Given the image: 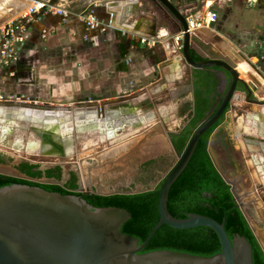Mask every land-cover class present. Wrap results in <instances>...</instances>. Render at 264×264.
<instances>
[{
    "label": "crops",
    "instance_id": "obj_1",
    "mask_svg": "<svg viewBox=\"0 0 264 264\" xmlns=\"http://www.w3.org/2000/svg\"><path fill=\"white\" fill-rule=\"evenodd\" d=\"M36 1L44 0H0V29L10 22L25 20ZM171 1L182 14L195 19L209 16L210 11L202 0ZM246 1L253 6L251 0H234V11L224 13L228 1L217 0L213 12L218 20L193 32L191 55L197 62L224 59L235 64L240 78L248 84L249 97L257 102H247L249 93L242 88L235 94L236 108L229 111L230 118L225 123L231 119L229 131L237 141L236 152L253 172L254 180L264 188V126L258 121L264 120V31L263 27L258 28L262 22L264 26V0H260L257 8L253 6L254 12L248 13L243 8ZM115 2L60 0L55 5L63 7L67 16L35 15L25 49L29 56L25 58L27 65H31L27 77L39 85L51 83L49 94L54 97L66 91L62 88L65 83L78 85L75 92L80 94L86 85L94 95H105L101 100L106 101L119 99H108L114 98L108 97L109 86L126 93L143 89L132 95L133 104L143 105V111L149 110L158 117H172L170 123L165 120L169 128L173 120L174 124L183 122L179 114L184 115L181 113L184 105L180 102L190 105L192 110L187 117L192 116L197 89L204 79L201 74L205 71L196 70L184 60L180 45L150 0H120L113 5ZM85 12H93L98 18L97 29L86 27L81 17ZM198 14L200 17H195ZM141 40L151 45H142ZM246 107L251 110H245ZM258 115L262 118H257Z\"/></svg>",
    "mask_w": 264,
    "mask_h": 264
},
{
    "label": "water",
    "instance_id": "obj_2",
    "mask_svg": "<svg viewBox=\"0 0 264 264\" xmlns=\"http://www.w3.org/2000/svg\"><path fill=\"white\" fill-rule=\"evenodd\" d=\"M150 1L162 14L164 25L170 29L172 37L183 35L179 44L186 62L201 71L221 68L225 80L222 97L213 111V116L195 130L181 158L163 179L158 202L159 223L147 240L141 243L140 239L122 232L123 226L132 219V215L124 209L95 207L82 196L62 195L41 187L23 184L6 186L0 188V264H254L253 246L241 235L231 239L226 232L225 220L219 223L198 214L177 219L168 210L170 190L190 163L200 139L227 116L228 108L235 110V94L242 88L250 93L249 86L240 78L235 64L224 59L195 61L191 55L193 32L187 22L190 15L179 12L171 0ZM133 101V96L111 101L76 103L71 106L0 101V123L31 132L41 144L33 143L30 147H40V153L51 148L63 157H70L75 151L82 165L84 150L79 149L82 145L77 137L76 126L94 119L102 122L110 116L112 109L128 106ZM157 135L164 137L167 146L172 147L163 126L155 125L148 132L131 139L130 143L136 142V147L132 150L139 149ZM214 135L215 133L208 149L210 159L230 187L237 208L243 214L264 254V229L247 210L248 197L259 200L260 185H254L251 189L244 188L247 170L239 171L238 175H233V179L227 176L212 145ZM23 161L18 159L11 164L0 163V175L37 183L58 184L57 181L47 179L37 181L21 173L17 167ZM59 165L65 168V164ZM238 187L244 188V192L241 193ZM96 194L108 196L104 193ZM164 225L176 230L209 228L217 234L221 252L211 257L169 250L142 254L155 233Z\"/></svg>",
    "mask_w": 264,
    "mask_h": 264
},
{
    "label": "trees",
    "instance_id": "obj_3",
    "mask_svg": "<svg viewBox=\"0 0 264 264\" xmlns=\"http://www.w3.org/2000/svg\"><path fill=\"white\" fill-rule=\"evenodd\" d=\"M202 76L204 78L208 74L202 73ZM212 78L213 76L209 77V79ZM199 93L195 103V117L190 127L182 133L177 141H174L175 149L180 155L187 147L194 131L206 119V113L212 105V101L208 98L198 97ZM213 129L206 132L200 139L190 163L173 184L169 193L168 210L177 219H184L189 214H198L212 218L219 223L225 220L226 232L229 237L231 239L236 235L246 237L253 246L254 264H264V254L243 214L237 208L230 187L224 182L210 159L208 143ZM8 160L9 158L0 154V163L6 164ZM17 169L32 179H38L41 176V172L38 171L39 167L27 162L20 164ZM54 171L59 172L60 168L51 170L46 175L50 177L51 172ZM60 178L61 176L58 175L57 179L60 180ZM14 184L41 187L50 192L70 195L69 192L57 185H41L32 181L0 175V188ZM161 185L146 193L92 195L85 197V200L95 207H116L128 211L132 215V219L123 226L122 232L136 237L140 239L141 243H144L160 221L158 202ZM164 250L211 257L221 252V243L217 234L209 228L176 230L164 225L155 233L142 254Z\"/></svg>",
    "mask_w": 264,
    "mask_h": 264
},
{
    "label": "rangeland",
    "instance_id": "obj_4",
    "mask_svg": "<svg viewBox=\"0 0 264 264\" xmlns=\"http://www.w3.org/2000/svg\"><path fill=\"white\" fill-rule=\"evenodd\" d=\"M49 1H51L50 4L52 5H55L56 3H60V0H44V2H49ZM92 1L94 3L98 2V0H92ZM185 1L186 2L188 1L189 3L195 1L196 3H198L199 0H185ZM233 1H228V3H225L226 5L223 8L224 13L233 10L232 7L234 3ZM251 2H253L252 4L254 8L260 6V0H251ZM261 2H263V0H261ZM208 3L209 2L205 3L206 7L208 8L207 10L210 12L215 11L217 5L215 3H209V4ZM95 5L96 4H94V6ZM253 6L251 5L250 2L246 1L245 6L243 8L245 11H247V13L249 11L251 12V10H253L254 12L255 9L253 8ZM200 15L201 14H198V16L195 17H200ZM262 20H264V17ZM12 23L13 22H10L8 25L0 29V36H2L1 34H3V32H7L8 30L7 28H9V26ZM34 23L35 21H32L31 24L30 23L24 24L26 26V30H24L23 33H19L16 36V39L13 41L14 44L13 49L15 50V52L7 56H4L2 54V46L6 43V40L3 38L2 41L0 42V101H12V100L27 101V102H36L41 105L48 104L54 106L57 105L71 106L76 103L106 101V100H101L102 98H105V95L101 94L102 95L101 97L100 94L94 95L92 92H89L90 90H88V87L86 85L82 86L81 92H83V94L76 93L75 91H77L76 88H78V85H72V83H65L64 84L65 86L62 85L63 86L62 88L66 91L61 93L62 94L61 96L57 95L54 97L53 95L49 94V92L51 91L50 90L51 83L49 84V82H46L44 84L39 85L38 83H34V81L31 78L27 77V74L29 73V71H31L28 70L29 66L31 65H27V61L25 58H28L29 56L27 53L28 51H26L25 49L28 40L30 38ZM261 25L262 26L259 25L258 28L261 29L263 27V31H264L263 22ZM71 78H73L74 81H76L75 76H71ZM70 85L72 86V88L70 87ZM31 88H33V90ZM141 90L143 89H139L135 92H139ZM108 92L111 95L108 97H114L108 99H116L124 96L127 97L135 94V92L133 93L121 92L112 86H109ZM180 103L181 106L182 104L183 105L186 104V102L184 101ZM143 112L145 113V115L144 113L142 114L146 116V118H148V113H147L148 110H144ZM171 118L172 117H168V119L166 120H169L170 123ZM135 121L134 118H131L129 120H126L125 123L129 125H134L137 123V121L136 122ZM174 121L175 120L172 121L173 126L171 128L173 130H177L182 125V122L181 123L175 122L174 124ZM119 125H121V123H119ZM141 128L142 127L140 128L138 127L136 131H131L129 133L127 132V134H125L126 144L124 146H123V141H120L121 145L119 146L117 145V147H115V145L113 146L111 145V147H109L105 143L101 144L99 139H96V137L94 136L95 133H93L94 130H91L89 125L79 123V125L76 126L77 137L82 145L79 149L81 151L84 150L83 162L81 165L80 158L78 154L75 153V151L70 157L64 156L63 158L60 157L59 154H57L51 148L49 149V151L40 153L39 152L40 147L38 146L35 147V145L30 147V145H32L33 143H35L36 145L41 144L40 140H36L35 137L32 136L33 134H31V132L26 130L20 131L19 129H17V127L16 128L8 127L6 124L0 123V152L2 151L8 156H10L13 159V161L20 159L41 165L43 164L44 166H52L61 163H69V164L77 163L78 170L79 172L81 171V174L84 177L90 175L94 180L97 179L98 182L102 183L108 178L117 179L119 176H123V175L127 177L129 176L130 173L135 172L137 167L132 162L134 156L140 157L142 160V158L150 157V155H153L155 152H156L155 154L163 153L162 151L163 148H167V149L169 148L166 144L165 138L157 135L149 139L139 149L132 150L136 146V142L130 143L131 141L127 140V138L130 135H133L134 133H138ZM133 138L135 137H132V139ZM110 144L113 143L111 142ZM28 148H30V150ZM109 152L111 153V158H113V160L111 159V161H113L114 163L106 164L104 163V161L106 160L107 156L104 154L105 153L108 154ZM93 162H96L97 164L102 163L103 165L102 164L97 165L96 163ZM72 166L75 165L72 164ZM244 179H245V183H244L245 189H251L252 186L255 185L251 177L246 175ZM118 182L116 183L115 186V189L118 190H121L122 188L124 189V187L128 188L131 186L130 184L131 181H129L128 179H123ZM244 188L241 189L243 190ZM259 204L261 206V201H259ZM262 215L263 214L260 211V216ZM262 220L264 222V216H262ZM260 227L264 229V227L261 224Z\"/></svg>",
    "mask_w": 264,
    "mask_h": 264
},
{
    "label": "flooded vegetation",
    "instance_id": "obj_5",
    "mask_svg": "<svg viewBox=\"0 0 264 264\" xmlns=\"http://www.w3.org/2000/svg\"><path fill=\"white\" fill-rule=\"evenodd\" d=\"M175 39L176 38H174V40ZM177 43L179 44V42ZM179 48L181 49L182 52L181 45ZM221 71H222L221 68H216L214 70L212 69L206 70L205 73H207L208 76L204 77L202 83L199 85V89H197V85H196L197 92L198 91L200 92L198 97H200L201 99L208 98L209 100L212 101V105L210 106L209 111L206 113V117H205L206 119L203 120L204 122H206L211 116H213L214 113L213 111L215 110L219 102V99L222 97V92L225 87L224 86L225 80L222 76ZM210 76H213V78L209 79ZM249 95L250 93L246 95L245 98L246 101L249 102L250 104L253 102L256 103L257 101H255V99H253L252 97H249ZM142 107L143 105L131 103L128 106L121 107L116 110L112 109V113L110 114V116L108 115V117L102 122H99L97 119H94L92 121L90 120L86 124L90 126L91 130H94L93 133H95L94 136L96 137V139H99L101 144L105 143L109 147H111V145L112 146L115 145V147H117V145L118 146L121 145L120 141H123V146H124L126 144L125 134H127V132L129 133L131 131H136L138 127L139 128L142 127V128L138 133H134L133 135H130L127 138V140L131 141L132 137L141 136L142 134L151 130L155 125L161 124L163 126V129L172 147L167 149V148H163L162 146V148L164 149V150L162 149L163 153L155 154L156 153L155 152L153 155H150V157L142 158V160L140 157L134 156L132 162L135 164L137 168L135 172L130 173L129 176L127 177L123 175V176H119L117 179L108 178L107 180L103 181L105 183L102 182L103 183L102 184L101 182H98L97 179L94 180L90 175L84 177L81 174V171L79 172V170L76 169L78 166L77 163H70V164L63 163L65 164V168H63L59 164L52 166H44L43 164L41 165L30 161H23L21 162V164L27 162L30 163L31 165H35L39 167L38 171L41 172V176L40 178L34 180L43 181L47 179L49 181L58 182V184H45V183H38V184L57 185L60 186L65 191L69 192L70 195L82 196L84 199L85 197L97 195L96 193H104L107 194L108 196H112L118 194H132L133 192L146 193L151 190H154L155 187L163 183L164 177L170 172V170L175 166L177 161L181 158L183 153L181 155L178 154V152L175 149L174 141H177V139L182 136V133L187 128L190 127L195 117V111L194 114H192V116L187 117L188 111H191L192 109L189 108L190 105L185 104L183 106V110L181 111V113L183 112L184 115L179 114V118L183 120L182 125L179 127V129L173 130L172 128H169L166 124L165 120L168 119V117L167 118L158 117L157 114L149 113L148 110L147 112L148 118H146V116H144L145 113L144 115L142 114L143 113ZM231 110L232 109L228 108L227 112ZM245 110L250 111L251 109L250 107H246ZM228 117L230 118V115L229 116L225 115V117H223V119L217 123L218 125L213 127L214 129L212 131V134L210 135L208 149H209V145L211 144V137L215 133L214 138L212 140V145L217 153L221 166L224 172L227 174V176L233 179L234 178L233 175L235 176L238 175L239 171L244 172V170H247V176L252 178L255 186L257 187L258 186L257 184L260 185V188H258L259 200L248 197L247 210L250 216L259 225L261 224L264 227V222L262 220V216H264V188L259 182L254 180L251 174L253 172L249 170V168L245 165V161L243 160L242 156H240L236 152L235 147L237 141L235 137H233L232 133L229 131V124L231 122V119L227 123H225ZM131 118H134V121L136 120L137 123L134 125L126 124L125 121ZM257 118L260 119L262 117L258 115ZM258 121L261 125L264 126L263 119ZM119 123H121V125H119ZM111 142L113 144H110ZM56 153L63 158V155H61L58 152ZM0 154L3 156L5 155L7 158H9V160L11 159V161L8 160L7 164H11L12 162H14L13 159L4 152L1 151ZM104 155L107 156L104 163L106 164L114 163L113 161H111V159L113 160V158H111L110 152L108 154L105 153ZM72 164H74L75 166H72ZM57 168H60L59 172L58 171L51 172L50 177L46 175L47 172L51 170H56ZM58 175L61 176L60 180L57 179ZM123 179H128L129 181H131L130 182L131 186L128 188L124 187V189L122 188L121 190L115 189L116 183ZM238 189L241 193L244 192V190H242L241 187H238ZM259 201H261V206L259 204ZM260 211L263 214L262 216H260Z\"/></svg>",
    "mask_w": 264,
    "mask_h": 264
},
{
    "label": "built area",
    "instance_id": "obj_6",
    "mask_svg": "<svg viewBox=\"0 0 264 264\" xmlns=\"http://www.w3.org/2000/svg\"><path fill=\"white\" fill-rule=\"evenodd\" d=\"M204 3H215L217 2V0H202ZM228 1H232V0H228ZM208 3V4H209ZM41 13H55L57 15H61V16H67V11L60 6L57 5H52L50 4V2H44V1H36L34 2L33 7L29 8L28 10V15L25 18V20H19V21H15L13 22L9 28H7V32H3V34H1L2 36H0V42L2 41V39L4 38L6 40V43L2 46V54L4 56H7L13 52H15V50L13 49V41L16 39V36L19 33H23L24 30H26V26L24 24L26 23H31L32 22V18L35 15L41 14ZM208 17H204L202 19H195L193 16L188 17V25H189V29L191 32H194L195 30H197L198 28L211 24V23H216L218 20V15L215 12H209L208 13ZM83 22L85 23L86 27L89 30H95L99 27V20L98 18L94 15L93 12H89V13H83V15H81ZM18 23V24H17ZM17 24V25H16ZM16 25V26H14ZM2 31V30H1ZM183 35H179L176 37L177 42H180V40H182ZM22 41V40H21ZM141 44L142 45H148L150 46L151 43H149L147 40H141ZM182 48V46H181ZM264 49V47H263Z\"/></svg>",
    "mask_w": 264,
    "mask_h": 264
},
{
    "label": "bare ground",
    "instance_id": "obj_7",
    "mask_svg": "<svg viewBox=\"0 0 264 264\" xmlns=\"http://www.w3.org/2000/svg\"><path fill=\"white\" fill-rule=\"evenodd\" d=\"M245 67H246V64H245ZM244 68V67H243ZM247 69H249V68H247ZM244 70V69H243ZM245 72V71H244ZM243 73V72H242Z\"/></svg>",
    "mask_w": 264,
    "mask_h": 264
}]
</instances>
